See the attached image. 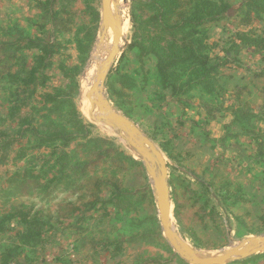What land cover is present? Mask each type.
<instances>
[{
  "label": "rangeland",
  "instance_id": "rangeland-1",
  "mask_svg": "<svg viewBox=\"0 0 264 264\" xmlns=\"http://www.w3.org/2000/svg\"><path fill=\"white\" fill-rule=\"evenodd\" d=\"M228 1L231 4L229 16L209 29V45L217 44L210 51V56H225L223 50H230L226 59L228 63L222 65L214 75L216 83L212 93L203 87H196L175 99L170 91L162 88L155 58L141 57L136 49L130 47L134 33L131 20L134 0H122L121 9L128 21V32L123 36L121 54L105 86V94L114 108L134 121L163 151L169 167L171 196L176 190L180 204L189 208L196 201L198 207L209 203L221 213L224 232L219 234L222 241L217 243L219 247L216 249L199 248L185 234L192 246L206 254H219L249 237L264 234H250L247 231L264 226V150L258 149V144L264 143V138L252 140L256 134L264 136V122L254 117L249 118V122L244 120L242 125L233 124L236 109L264 118V78L255 79V74L264 71V52L259 55L253 50L242 51L233 46V39L230 38H235L239 24L236 16L244 0ZM57 11L63 13V25L61 30L54 31L50 14ZM101 13L102 0H0V42H12L20 37L57 45L55 60L58 61L48 73L46 87H39L35 91L29 88L23 94L27 96L35 92L30 107L24 110V116L32 111L33 106L37 111L45 108L43 96L62 88L67 101L73 103L85 125L84 130H76L78 137L70 147L59 149V152L77 153L71 163L85 160L94 152L93 146L90 149L79 147L84 142V136L108 139L119 150L134 156L123 142L104 135L100 130L102 124L86 118L89 116L88 101L81 96V92L87 86L83 78L101 42ZM149 14L145 11L144 16ZM64 24L68 31L64 29ZM241 29L247 32L252 29L263 36L264 21L255 18L250 27ZM18 55L33 56L28 51L19 52ZM58 62H62L60 67L57 66ZM1 66L0 74H4L5 67L3 64ZM61 68H64V72L60 71ZM121 75L131 78L134 84L127 91L130 96L125 102H129V105L124 107L115 102L109 90V81ZM71 78L77 83V89L70 83ZM10 105L8 87L1 85L0 130H4L9 123L4 116ZM72 112L73 109L67 110V119ZM53 119L69 131L74 130L67 119L58 115H53ZM3 141L0 140V216L20 202H41L46 191L14 189L11 180L15 177L22 180L21 174L30 172L47 183L55 174L56 160L52 156L53 147L37 148V141L24 139L20 144H14L8 152ZM207 166H210L212 173L208 172ZM128 170L130 172L125 175L127 184L132 190H137L132 198L119 203L98 204L95 209L82 207L70 218L49 222L43 229L45 247H22V255L12 264H189L176 254L164 238L159 217L153 213L148 195L143 191L144 182L137 178L139 173L130 167ZM145 174L151 189L148 194L153 196L155 202L151 178L146 171ZM214 174L217 178L215 181ZM212 181L216 186L231 182L233 186L230 192L250 203L234 215L230 210L226 211L221 197L215 194L217 188L200 185H208ZM101 197L108 200L111 195L103 191ZM172 202L174 211L173 196ZM247 208L252 211L253 217L243 219L245 227L236 218H243L240 213L246 212ZM173 224L181 232L175 216ZM12 229L9 234H0V255L3 248L11 244L8 237L16 231L14 227ZM260 255L264 254L229 264H264V257L258 258Z\"/></svg>",
  "mask_w": 264,
  "mask_h": 264
},
{
  "label": "trees",
  "instance_id": "trees-1",
  "mask_svg": "<svg viewBox=\"0 0 264 264\" xmlns=\"http://www.w3.org/2000/svg\"><path fill=\"white\" fill-rule=\"evenodd\" d=\"M230 9L231 4L228 0H134L131 11L134 33L130 47L136 49L141 57L155 58L161 86L164 90L170 91L173 98L176 99L196 87H203L212 93L213 85L216 83L214 75L218 73L222 65L228 63L226 59L230 50H223L225 56L212 58L210 51L217 44L209 45V29L223 22L229 16ZM145 11L150 13L146 17ZM94 14L97 15V12ZM62 15L63 13L58 11L50 14L54 31L61 30ZM236 18L239 19L237 32L235 38H232L233 36L230 38L233 39V46L242 51L253 50V53L261 55L264 52V35H257L252 29L249 32L243 31L241 28L250 27L255 18L264 21V0H244ZM63 27L67 29L66 24ZM23 51L31 52L33 56H19L18 53ZM57 53V45L50 42L20 37L12 42L8 40L0 42V59H5L0 60V68L1 64L5 67L4 74H0V87L1 85L8 87L11 102L8 113L6 116L3 115L9 123L4 130H0V140H4L6 152L24 139L30 142L34 140L38 142L37 148L53 147L52 156L56 157L55 174H52L53 178L47 183H44L40 176L30 172L21 174L22 180L18 177L11 180V186L13 185L14 189L44 190L46 193L41 202H20L11 211L0 216V234H9L13 230L12 227L16 230L8 237L11 244L5 246L1 252L2 264L14 263L22 255V247L44 248L46 242L43 238V229L49 222L70 218L82 207L95 209L98 204L119 203L121 200L132 198L137 190H132V187L127 184L125 175L130 172L129 167L139 173L137 178L140 177L144 182L143 191L148 195L153 213L158 215L153 196L148 194V192L151 193V189H149L143 165L119 150L108 139L82 136L84 142L79 144V147L90 149L93 146L94 148V152L82 161L71 163L77 154L74 151L59 152L61 147L66 149L76 140L78 137L76 130L85 129L73 103L67 101L62 88L43 96L45 108L37 111L36 106H33L30 109L32 111L24 116V110L30 107L34 96L33 91L39 87H46L49 81L48 73L58 61L55 60ZM61 65L62 62H58L57 66ZM60 71L64 72V68ZM258 78H264V71L255 74V79ZM70 83L77 89V83L73 78L70 79ZM133 87L134 84L128 76L121 75L109 81L111 96L121 107L129 105V102L125 100L130 96L127 91ZM29 88L33 91L23 96ZM70 109H73V112L70 113L69 118L72 114L74 117L69 120L67 110ZM53 115L67 119V123L74 130L69 131L64 125L56 122ZM233 117L235 125H242L244 120L249 122V118L254 117L264 122V118H258L237 109ZM254 137L253 141L264 138L263 135L258 134ZM163 148L171 157L165 145ZM258 149L263 152L264 143H259ZM206 169L209 173L213 172L210 166ZM216 179L214 174L213 181ZM213 181L208 185L205 183L200 185L206 188L216 187L215 194L221 197L226 211L230 210L234 215L236 211L244 210L245 205L250 203L242 196L237 197L230 192L233 186L231 182L216 186ZM103 191H107L111 198L103 199L101 197ZM224 193L225 196H222ZM172 196L175 204L174 216L181 232L189 236L199 248L219 247L217 243L222 241L219 239V234L224 232V225L221 221L222 215L217 208L209 206V203L200 204L198 207V201L188 208L179 203L176 190ZM251 212L247 208L246 212L240 213L243 218H236L237 222L246 227L243 219L252 218ZM13 223H15L14 226H12ZM247 231L250 234H260L264 232V226L258 230L248 229ZM263 257L264 255L258 256V258Z\"/></svg>",
  "mask_w": 264,
  "mask_h": 264
},
{
  "label": "water",
  "instance_id": "water-1",
  "mask_svg": "<svg viewBox=\"0 0 264 264\" xmlns=\"http://www.w3.org/2000/svg\"><path fill=\"white\" fill-rule=\"evenodd\" d=\"M126 1V0H125ZM124 16L120 0H102L100 41L109 30L113 31V46L104 62L97 66L95 81L86 98L89 113L95 123L114 130L127 148L141 160L151 178L152 190L157 206L163 236L176 254L189 264H229L237 260L264 254V234L252 236L239 245L222 250L219 254H206L188 243V240L173 224L174 211L169 182V167L163 151L140 127L121 111L114 108L105 94V86L112 67L121 54ZM201 253L206 255H201Z\"/></svg>",
  "mask_w": 264,
  "mask_h": 264
},
{
  "label": "bare ground",
  "instance_id": "bare-ground-1",
  "mask_svg": "<svg viewBox=\"0 0 264 264\" xmlns=\"http://www.w3.org/2000/svg\"><path fill=\"white\" fill-rule=\"evenodd\" d=\"M120 3L122 6V0H120ZM124 15H125V13L123 11V16ZM124 19H125V16H124ZM127 30H128V21L125 19L124 25H123V30H122L123 36L125 35ZM122 44H123V42L120 43V45H122ZM112 46H113V31L109 30L107 32V34L105 35V38L103 39V41L99 42V45L96 47V52L93 54L91 64L88 67V72H86V74L83 78L84 81L86 82V85H87L86 88H84L83 92H81V96L83 95L84 99H85L88 91L90 90V88L94 84L97 66L101 62L105 61V59L107 58L108 53L111 50ZM88 107H89V104H88ZM86 118L93 119V117L90 116V113H89V116H86ZM100 130H101V132H103L104 135L113 137V138L123 142V144H125L124 141L121 140L119 135L114 130H112L111 128H109L105 125H100ZM135 158L138 160H141L138 156H135ZM188 243L190 244L189 241H188ZM201 255H206V254L201 253Z\"/></svg>",
  "mask_w": 264,
  "mask_h": 264
}]
</instances>
